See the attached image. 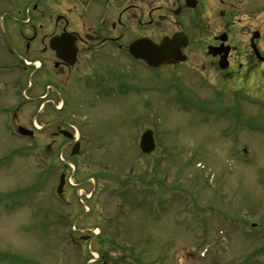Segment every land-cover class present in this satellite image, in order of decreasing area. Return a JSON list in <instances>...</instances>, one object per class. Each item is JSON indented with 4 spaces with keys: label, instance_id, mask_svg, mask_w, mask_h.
Here are the masks:
<instances>
[{
    "label": "rangeland",
    "instance_id": "374dc122",
    "mask_svg": "<svg viewBox=\"0 0 264 264\" xmlns=\"http://www.w3.org/2000/svg\"><path fill=\"white\" fill-rule=\"evenodd\" d=\"M136 74L130 95L105 90L100 101L62 110L47 102L46 120L36 116L37 125L49 116L69 122L81 135L77 153L63 141L38 151L0 112V264H264V104L230 93L221 112L202 83L199 99L210 106L198 112L153 81L161 71ZM15 101L10 87L11 112ZM28 103L22 123L36 114L38 103ZM145 128L156 147L143 154ZM12 194L8 207L2 199Z\"/></svg>",
    "mask_w": 264,
    "mask_h": 264
},
{
    "label": "flooded vegetation",
    "instance_id": "af4514ba",
    "mask_svg": "<svg viewBox=\"0 0 264 264\" xmlns=\"http://www.w3.org/2000/svg\"><path fill=\"white\" fill-rule=\"evenodd\" d=\"M164 40H176L180 61L151 67L135 57L134 45L144 50ZM138 66L161 71L153 81L174 89L172 98L187 92L196 105L202 83L211 85L216 101L230 93L241 94L242 102L263 101L264 0H0V112L32 131L38 151L55 152L61 141L80 147L69 122L49 116L37 125L39 112L48 116L47 102L62 110L100 101L105 90L130 95ZM179 67L188 74L184 83ZM10 87L16 94L12 112ZM30 98L38 103L36 114L22 123L19 111ZM37 133L48 141L36 140Z\"/></svg>",
    "mask_w": 264,
    "mask_h": 264
},
{
    "label": "water",
    "instance_id": "95a60500",
    "mask_svg": "<svg viewBox=\"0 0 264 264\" xmlns=\"http://www.w3.org/2000/svg\"><path fill=\"white\" fill-rule=\"evenodd\" d=\"M137 43H140L137 42ZM135 57L143 59L150 66H160L168 63H175L182 59L180 50L174 45L173 41H162L160 45H149L147 49H140L134 45L133 51ZM21 133L31 134L28 130L19 127L18 128ZM140 148L143 153H149L154 149V141L152 137V132L150 130H146L140 139ZM77 152V147L74 146L72 153ZM63 184V180L61 178L60 184L58 186V192H61V187Z\"/></svg>",
    "mask_w": 264,
    "mask_h": 264
}]
</instances>
